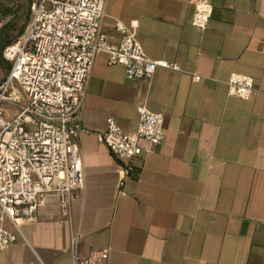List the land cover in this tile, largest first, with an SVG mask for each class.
I'll return each instance as SVG.
<instances>
[{
	"label": "crops",
	"instance_id": "0c3cea01",
	"mask_svg": "<svg viewBox=\"0 0 264 264\" xmlns=\"http://www.w3.org/2000/svg\"><path fill=\"white\" fill-rule=\"evenodd\" d=\"M209 1V24L198 29L193 0H105L110 43L120 41L117 21L135 20L146 56L181 70L158 67L148 83L95 57L76 115L84 185L73 192L71 222L49 201L0 264H73L71 228L80 256L108 250V264H264V0ZM233 73L253 78L249 99L227 94ZM140 104L163 115L166 139L116 159L96 134L108 117L133 132ZM17 112L5 104L7 118ZM129 164L130 176L119 168Z\"/></svg>",
	"mask_w": 264,
	"mask_h": 264
},
{
	"label": "built area",
	"instance_id": "2783aa9c",
	"mask_svg": "<svg viewBox=\"0 0 264 264\" xmlns=\"http://www.w3.org/2000/svg\"><path fill=\"white\" fill-rule=\"evenodd\" d=\"M193 5L191 24L205 29L213 6L209 0H193ZM27 7L23 32L2 51L10 69L0 82V252L25 239L22 226L33 222L37 209L49 201L56 203L60 218L71 222L73 192L84 185L76 115L95 57L105 53L107 64L121 66L127 79L148 83L158 67L181 70L175 62L146 56L135 20L117 21L120 41L110 43L101 27L105 0H27ZM190 75L193 81L201 79ZM226 85L227 94L240 99L254 92L248 75L233 73ZM5 104L17 105L18 112L7 118ZM137 113L133 132L108 117L104 131L96 134L116 159L150 153L166 139L161 113L145 104L137 106ZM119 168L134 174L130 164ZM6 220L13 231L4 226ZM80 237L70 229L73 264H108V250L80 256Z\"/></svg>",
	"mask_w": 264,
	"mask_h": 264
},
{
	"label": "trees",
	"instance_id": "16d2710c",
	"mask_svg": "<svg viewBox=\"0 0 264 264\" xmlns=\"http://www.w3.org/2000/svg\"><path fill=\"white\" fill-rule=\"evenodd\" d=\"M1 10L2 11L0 13L2 14V16L11 15V18L5 23H3L2 26L0 27V68H4V67L9 68V65L8 66L6 65L7 62L2 56V51L5 48V46L12 43L18 36L21 35L25 23L22 26L18 27L17 25L19 19L18 10L16 9L11 10L10 8H5L4 10L3 9ZM26 20L27 21L29 20V15L27 13L25 14V21ZM10 31H12L11 34H9ZM8 36H11V38L4 40V38L5 37L7 38Z\"/></svg>",
	"mask_w": 264,
	"mask_h": 264
},
{
	"label": "rangeland",
	"instance_id": "374dc122",
	"mask_svg": "<svg viewBox=\"0 0 264 264\" xmlns=\"http://www.w3.org/2000/svg\"><path fill=\"white\" fill-rule=\"evenodd\" d=\"M10 8L11 10H18L19 11V19H18V27L22 26L24 23L26 24L28 21H25V14H29V11L27 10V0H3L0 1V12L1 9ZM3 19L0 17V20ZM24 24V26H25ZM24 29V28H23ZM3 74L0 72V82L3 79Z\"/></svg>",
	"mask_w": 264,
	"mask_h": 264
}]
</instances>
